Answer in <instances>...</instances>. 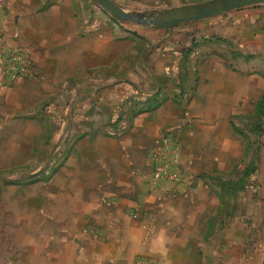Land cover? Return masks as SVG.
I'll list each match as a JSON object with an SVG mask.
<instances>
[{
  "label": "crops",
  "instance_id": "obj_1",
  "mask_svg": "<svg viewBox=\"0 0 264 264\" xmlns=\"http://www.w3.org/2000/svg\"><path fill=\"white\" fill-rule=\"evenodd\" d=\"M44 1L0 0V47L20 49L30 62L28 76L0 88V122L27 121L33 110L37 121L44 115L38 105L49 97L57 103L61 87L103 86L91 76L113 44L105 28L77 16V0ZM245 79L210 58L186 101L167 100L125 131L76 139L52 178L60 212L51 237L37 242L41 264H208L209 254L213 264L219 202L208 178L234 159L229 122L240 104L250 105L251 77L248 101ZM159 163L179 181H155ZM209 216L216 229L207 236Z\"/></svg>",
  "mask_w": 264,
  "mask_h": 264
},
{
  "label": "rangeland",
  "instance_id": "obj_2",
  "mask_svg": "<svg viewBox=\"0 0 264 264\" xmlns=\"http://www.w3.org/2000/svg\"><path fill=\"white\" fill-rule=\"evenodd\" d=\"M77 1V16L105 28L113 41L106 59L93 66L91 79L103 86L61 87L55 90L57 103L49 97L38 105L44 115L37 121L33 110L27 121L0 122V264H41L37 242L51 237L60 212L50 196L57 190L52 178L76 139L125 131L137 115L167 100H187L194 94L198 67L210 58L221 59L239 82L246 78L244 100L249 77L252 88L250 105L240 104L241 111L230 117L234 159L229 155V167L208 178L219 202V255L213 264H262L264 4L159 30L118 22L88 0ZM113 1L127 12L160 13L214 0ZM211 220L207 236L215 233ZM207 259L212 264L210 254Z\"/></svg>",
  "mask_w": 264,
  "mask_h": 264
},
{
  "label": "water",
  "instance_id": "obj_3",
  "mask_svg": "<svg viewBox=\"0 0 264 264\" xmlns=\"http://www.w3.org/2000/svg\"><path fill=\"white\" fill-rule=\"evenodd\" d=\"M88 1L102 9L111 18L118 22L134 23L141 26L153 27L159 30H170L183 24L198 22L211 17H217L226 14L230 11L264 4V0H214L199 4H190L171 9H165L160 13H150L127 12L117 5L113 0ZM262 264H264V260Z\"/></svg>",
  "mask_w": 264,
  "mask_h": 264
},
{
  "label": "built area",
  "instance_id": "obj_4",
  "mask_svg": "<svg viewBox=\"0 0 264 264\" xmlns=\"http://www.w3.org/2000/svg\"><path fill=\"white\" fill-rule=\"evenodd\" d=\"M4 43L3 25L0 11V44ZM30 74V62L26 55L17 48L10 46L0 47V88L14 83L19 78ZM168 138L162 141L167 146ZM153 179L155 181L178 182L179 175L169 169L168 164L159 163L154 167Z\"/></svg>",
  "mask_w": 264,
  "mask_h": 264
},
{
  "label": "trees",
  "instance_id": "obj_5",
  "mask_svg": "<svg viewBox=\"0 0 264 264\" xmlns=\"http://www.w3.org/2000/svg\"><path fill=\"white\" fill-rule=\"evenodd\" d=\"M260 133L263 134L264 133V130L263 128H260Z\"/></svg>",
  "mask_w": 264,
  "mask_h": 264
}]
</instances>
